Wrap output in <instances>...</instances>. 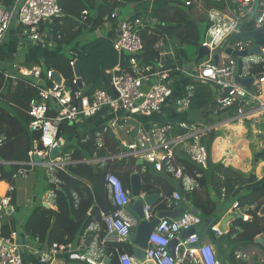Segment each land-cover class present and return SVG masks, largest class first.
Here are the masks:
<instances>
[{"label": "built area", "instance_id": "1", "mask_svg": "<svg viewBox=\"0 0 264 264\" xmlns=\"http://www.w3.org/2000/svg\"><path fill=\"white\" fill-rule=\"evenodd\" d=\"M182 4L185 7L196 5L201 7L202 0H170ZM261 1V0H260ZM264 1V0H263ZM259 0H234L236 4L232 9L221 12L215 9L207 11L209 26L207 28L202 46L209 52L216 50L223 41L234 32H243L238 29L240 21L253 15L254 29L258 30L264 23V2ZM258 9H256L257 7ZM61 15L58 0H15L13 6L5 7L4 0H0V45L3 42L11 23L15 22L22 36L31 43L41 44L44 33L50 31L51 46H55L52 38L53 21ZM86 15V13H83ZM111 18H115L112 14ZM151 27V20L147 17H135L123 20L117 24V35L113 40V49L119 58L123 55L130 56L127 68L117 66L110 72L108 90H95L90 94H83L78 88L77 77L74 75L71 85L60 76V83L54 80L55 72L46 71L43 74L44 64L41 62L31 68L18 69L21 78H33L30 82L36 90V95L28 104V114L31 121L28 125L30 132L38 133L39 137L32 143L28 153L30 167H41L51 172L64 170L68 162H72L68 154L51 156L54 149L59 148V135L61 125H78L96 118L110 117L103 130L105 132L121 129L129 134L133 131L130 122L139 123L142 120H150L155 115H160L167 107L170 98L174 94V74H181V65L174 64L168 68L158 66L142 68L138 65L134 56L142 51L143 43L141 32ZM228 48L232 52H242L250 48V42L244 40L232 41ZM37 46V45H34ZM38 47V46H37ZM159 48V44L155 46ZM264 50V49H262ZM264 62L260 56H245L236 61L228 58L226 62L214 64L211 61L199 64L198 68L186 75L193 82L210 84L217 87L221 92L211 111L218 115L223 111L233 110L235 119L245 120L253 118L255 114H264L262 102V85L264 73H253L254 66ZM76 60H71L69 66L74 68ZM240 79H252L249 88L234 82L235 76ZM261 75L260 78H257ZM5 79L10 78L8 75ZM19 77L11 78L17 80ZM76 86V90L73 88ZM85 86V85H84ZM225 90H228L224 93ZM114 91V92H112ZM193 86H187L186 96L177 104L188 106L192 96ZM115 93V94H114ZM256 103L258 108H247ZM186 128L183 124L173 123H150L148 128H139L137 137L131 141H121L119 153L111 156L110 160L133 158L141 160L145 164L153 165L156 171H161L166 166L170 172L180 174L174 169V149L183 145L186 154L195 162L204 164L206 151L199 144L200 138L211 131L209 126L199 130L192 128V145H185L186 136L172 137L171 132L175 128ZM260 133V132H259ZM38 159L39 161H36ZM85 161L90 164L104 163V159ZM73 163V162H72ZM23 173V172H22ZM177 176V175H176ZM104 183L109 194V200L114 207L110 211H100V219L105 227V237L101 241L104 245L108 242L123 243L131 239L136 226L145 220L152 221L155 213L148 206L143 207V218L139 219L130 212L131 194L129 189L122 186L121 181L113 174L106 173ZM187 191L194 189L193 184L184 183ZM15 187L8 185L3 195H0V264H23L21 255L16 244V234L9 237L2 234L3 218L7 211L12 209V192ZM164 202L168 210L178 207L181 197L178 192H172L165 197ZM238 203L233 209H238ZM202 225V218L193 211H186L178 219L160 218L157 225L150 233L147 248L144 250V261H139L123 251L115 250L119 264H220L214 247L200 240L198 228ZM216 236L222 232L216 224L210 227ZM193 231L186 239L180 237L184 232ZM178 240L171 253L168 245L171 241ZM198 245L190 248V245ZM65 246L53 244L50 249L51 257H56ZM238 255V254H236ZM79 260L90 264H103L100 257L95 261L89 259L87 254L76 256ZM238 257V256H237ZM105 258H109L106 256Z\"/></svg>", "mask_w": 264, "mask_h": 264}, {"label": "crops", "instance_id": "2", "mask_svg": "<svg viewBox=\"0 0 264 264\" xmlns=\"http://www.w3.org/2000/svg\"><path fill=\"white\" fill-rule=\"evenodd\" d=\"M261 1L259 0V2ZM167 2H170V0H143L139 3H130V0H122L120 8L117 11V16L113 19L114 22H106L101 28L96 29L94 31L97 33V37L95 39L108 38L110 39L111 43H113V40L117 35L116 28L118 22L132 18L133 15L138 13L151 16L154 11L166 7ZM201 3V7L193 5L191 7V11L186 10V13L189 16V20L196 23L197 27L201 21H206V28L203 33L205 38V34L209 26L207 11L210 9H215L224 12L227 11V8L232 9L236 6V4L234 3V0H202ZM176 5L186 9V7L182 4L177 3ZM123 9L128 11L124 17L121 16ZM256 9H258V7ZM147 18L151 20V23H153L151 27H154L156 24L158 26L163 25L166 27L174 26L173 23V25L169 23L163 24V22L161 23L155 18ZM248 18L249 16L240 21L238 25L239 30L243 32L253 31L254 18H251L250 20H248ZM250 27L252 29H250ZM9 33H11V38L7 40ZM202 40L199 47H201L202 43L204 42V40ZM242 40H248L250 42L251 45L249 49L253 47V39L248 38ZM232 43V41L228 42L225 48H228ZM157 44H159V48L157 50L160 57V63L157 64L158 66H164L169 62H171L172 65H181L180 58H185L186 54L184 52L185 45H181L176 38L169 36L158 40L155 46ZM49 46L50 45H48V47ZM199 47L197 48L199 49ZM54 48L55 49L53 51H50V49H47V45L44 44L38 47L34 46L31 44V42H28L24 36H22L21 31L15 22L11 23L8 32L0 45V72H2L4 76L8 75L10 77L7 79L4 77L3 87L0 90V165L7 168H10L11 166H19L17 174L13 177L14 183L12 186L15 187V191L12 209L6 212L4 216V222L13 221L16 224L15 242L19 246L18 251L21 255L23 264H90L86 261L79 260L76 257L80 254H87L89 259L95 261H100L98 259L101 257V261L103 263L104 260L107 259V264H109L110 259L105 258L106 255L104 254V245L101 243L102 240L100 241L99 239V234L102 231L101 219L100 221H91L87 225L86 229L82 231V233H74V226L77 224L78 219H76L73 215L63 213L64 215L57 223L55 222L56 217L51 216L49 225L43 219V217L36 218L33 222H30L28 226V232H26L27 222L29 221L35 209L43 207L45 210H51L54 213L59 212V209L55 203V195L53 190L50 188L51 184L57 186L59 181H57L58 179H55L54 172L38 166L30 167L22 161L26 154L28 157V153L30 151V149L28 150L31 136L30 130L28 128L30 121L28 124L26 122L30 116L28 111L23 108L26 104L25 100H22L19 95H14L17 81L11 78H21L18 69L31 68L32 66L29 67L28 64L35 59L39 60L50 54L64 52L63 47L61 46L55 45ZM179 53L181 57L179 56ZM217 54L218 62H226L227 59L231 57L230 55H227L224 50L217 51ZM196 56L197 53L192 57L193 59H190V61L192 62ZM252 56L256 57L257 55ZM211 59L214 63L212 54L210 53L200 60L197 65L193 66L191 70H189L187 67L182 68L183 65H181L183 73L174 74V94L170 98L169 103L164 111L160 115L153 116L149 121L142 120L139 123L130 122L131 125L125 128L127 129L128 127H133V131H131L129 134L121 129H116L113 132L109 131L110 137L118 144H120L121 141L131 142L137 137L138 129L141 127L148 128L150 127V123L157 122L173 123L183 124L186 128H179L177 126V128L171 132L172 137L186 136L184 144L192 145L193 139L190 137L187 138L188 135L192 134V128L199 130L202 127L209 126L211 131L205 134L199 140V144L203 146L201 144L203 138L209 139L211 135H214L215 137L211 142L209 154L207 155L206 153V160L203 165L193 161L186 154L185 148L187 147L178 145L174 149V160L172 165L174 169L181 172V177H175L174 173L170 172L166 166H163L164 168L161 170V172L156 171L153 165L145 164L143 162L140 165L137 164V166L144 167L147 165L151 168L153 174L155 175H161L164 173L172 175L173 179H171L170 182L174 188L173 192H178L181 197L178 207L183 206L185 208V212L193 211L197 213L202 218V223L206 218H204L202 214H199L198 209H195L190 199H188L185 194L196 193L199 195V197H201V201L208 203L213 202L215 204V211L213 215L208 218L214 219V224L217 225L223 236L218 239V236L214 234L217 240L214 243L208 231L204 234L200 232L202 225L198 228V233L200 235L201 242L209 243L214 247L219 262L220 259L224 258L228 261V264H264V232L255 236L251 243L247 242V244H244L242 241L244 245L236 244L233 236L230 238L226 236L235 220L241 219L245 222L252 221L251 215H253L252 211L256 205L254 201L252 205H245L242 208L238 206V209L234 210V204L238 203L240 200L244 201V203L249 200H254L250 194L257 191L261 186L264 185V114H255L253 118H246L245 120L235 119V112L233 110L223 111L218 115L214 114L211 111V106L215 103L216 99L222 95V92L217 87L210 84H205L206 89L213 98V102L208 107V111L190 109L189 105L179 106L177 104L178 101L182 100V98L186 96L187 86H193V81L186 75V73H192L198 68L199 64L211 61ZM158 66L156 68H158ZM24 79L27 82L34 81L33 78ZM262 102L264 103V84L262 85ZM247 108H254L256 110L258 105L256 103H252L248 105ZM199 114L201 117V120L199 121H195L190 117V115L193 117H199ZM180 116L187 118V120H181L182 118H180ZM108 119H110V117H104L102 119L96 118L93 119L91 123L84 122L78 125H69V129L72 128L71 130H61L59 135V149L61 151V155H64V150L71 145V139L79 138L81 135H83V133L90 131L92 128L105 127ZM65 132L69 133V142L66 143L63 148L61 146L62 144L60 142V136ZM177 150L186 155L190 161L200 166L204 170L205 175H209L203 185H201L196 178L182 172L183 167H181L179 159L175 157V152ZM83 157V163H85V161H95V158L89 159L85 152H83ZM138 161L139 160L136 162ZM72 162H68V165L64 170L58 171L67 173V170L71 165L79 163L77 161ZM88 165L95 164L88 163ZM197 177L200 178V175L198 174ZM184 183L193 184L194 189L192 191H187L185 189ZM8 185V183L0 181V195L5 193ZM128 189L130 190V183ZM157 194L159 195V200L156 202V204L159 203L160 199L168 197V195L162 196V193ZM147 195L149 194H146L143 191L140 198H143ZM74 198L76 199V197ZM130 199L132 207L134 202H136L139 198ZM156 204L151 207V209H154V211H152L155 214L159 211H162L155 210L156 208L154 207ZM94 207L95 205H93L90 210L94 209ZM131 207L130 212L137 216L132 211ZM166 210H168V208H166ZM88 215H90V211L86 216L88 217ZM235 215H239L240 217L236 218ZM226 216H232L233 218L226 223V229L223 232L221 229V222ZM256 216H264V205H261L258 208ZM55 224H57L58 229V231L55 230L57 231V235L63 234L65 240V235H68L69 232L72 234L74 233V240L66 245L64 243H60L59 245L65 246V249L59 251L56 257H51L50 249L55 243L51 244L49 239L51 236V230L54 229ZM47 225L49 227H47ZM261 225L264 226L263 221L261 222ZM30 232H34L35 236H32ZM237 232L242 236L240 238L241 240H249V238H251L252 232L249 231V229H246V232H243V229L242 231L239 229ZM118 244L119 245L117 248H115V250L117 249L119 251H123L134 257L132 237L126 242ZM237 245L238 248L236 247ZM234 247L237 249L236 254H238V257L233 263L228 259L229 254L232 253ZM116 260L118 262L117 256Z\"/></svg>", "mask_w": 264, "mask_h": 264}, {"label": "trees", "instance_id": "3", "mask_svg": "<svg viewBox=\"0 0 264 264\" xmlns=\"http://www.w3.org/2000/svg\"><path fill=\"white\" fill-rule=\"evenodd\" d=\"M122 0H58V5L61 10V15L53 21L52 24V38L54 44L63 47L64 52H58L50 54L42 59H35L29 62L28 66L38 65L41 62L44 64L43 74L46 71L52 70L55 73L62 75L68 85H71L73 78V70L69 66L71 60L79 61L81 64V79L85 86H93L95 90H108L110 72L117 66L121 68H127L129 65L130 56L123 55L119 58L116 51L113 49L112 43L108 38H99L87 43L81 44L78 40L85 32H94L96 29L101 28L106 22L113 21L111 15L117 16V11L120 8ZM143 0H130V3H139ZM15 0H4L5 7L9 8L13 6ZM175 2H167V6L154 11L151 16L138 13L133 15L135 17H150L155 18L163 24H174L172 27L158 26L150 27L147 30L141 32V39L143 43L142 51L134 56L138 65L142 68L151 67L153 70L160 63L159 52L155 48V44L158 40L169 36L178 40L181 45H192L196 48L201 44L200 32L197 24L189 20V16L186 13L191 11V7L186 9L176 5ZM169 5V6H168ZM86 13V15H83ZM170 16V17H169ZM114 22V21H113ZM153 23H151L152 25ZM172 24V25H173ZM153 29V30H152ZM250 29H252L250 27ZM186 57V54H185ZM172 66L171 62L163 66L168 68ZM253 73L260 74L264 72V62L254 66ZM15 86L14 95H19L22 100H25L26 104L24 109L28 111V104L32 98L35 97L36 91L30 87V82H27L24 78H18ZM4 75L0 72V90L3 87ZM207 86V85H206ZM76 90V86H73ZM89 92L88 94H90ZM213 102V98L205 87V84L200 82H193V92L190 97L189 107L190 109H199L208 111V107ZM31 121L29 117L26 122ZM93 120H89L91 123ZM61 130H71L68 124L61 125ZM30 146L28 150H31L32 143L38 139V133L30 132ZM214 135H211L209 139L203 138L201 144L206 149L207 155L210 152L211 142L214 140ZM78 144L73 147L69 146L64 150L65 154H68L70 160L77 161L79 163L71 165L67 173L62 171H54L55 179H58L59 184L54 186L50 185L55 195V203L59 209L58 213H54L51 210H45L43 207H39L33 211L32 216L26 225V232H28V226L30 222H33L36 218H41L49 225L51 216L56 217V223L60 221L63 213L73 215L78 219L75 224L74 233H82L86 229L87 225L91 221H100V211H110L114 207L108 200L107 189L104 185V177L106 173H111L119 178L123 188L128 189L129 179L134 172H138L142 180L143 191L146 194L162 193V196H169L173 192V187L170 180L173 179L172 175L164 173L161 175L153 174L150 167L145 165L144 167L137 166V160L133 158L110 160L111 156L119 153V144L110 137V133L105 132L103 128H92L90 131L83 133L78 138ZM85 152L88 158L92 159H104L102 165H88L83 163ZM175 157L179 159L181 163L182 172L191 177L196 178L201 185L205 183L209 175H205L204 170L190 161L186 155L182 154L179 150L175 152ZM23 162L28 163V157L22 159ZM164 168V167H163ZM19 166H11L7 168L0 165V181H4L9 185H13V177L17 174ZM161 172V171H160ZM200 175V178L197 175ZM181 177L180 174L174 176ZM12 199H14V192H12ZM190 199L195 209H198L199 214H202L204 218L211 217L215 211V204L213 202H203L201 197L196 193L185 194ZM254 200L238 201L240 208L245 205H252L255 201L256 205L252 211V221L245 222L241 219H237L233 222L232 227L226 236L228 238L234 237L235 243L239 245L247 244L254 239L255 236L264 232V226L261 222H264V216L257 217L256 212L261 205H264V185L257 191L250 194ZM76 197V199L74 198ZM163 199V198H162ZM160 199L156 204L155 210H166L167 206L164 200ZM13 202V200H12ZM95 205L94 209L90 210ZM154 211V209H152ZM65 211V212H64ZM90 211V215L86 216ZM248 213V212H246ZM85 217V218H83ZM83 218V220H82ZM3 218L2 234L4 237H9L10 234L16 233V224L13 221L4 222ZM217 221V220H216ZM47 225V227H49ZM102 231L99 234L100 241L105 237V227L101 223ZM246 229L252 232L249 240H241L242 237L237 231ZM57 224L54 225V229L51 230V236L49 242L64 243L65 245L74 240V236L69 232L68 235H57L55 231ZM208 233L214 243L217 241L214 233L209 228ZM32 236H35L34 232H30ZM223 236V235H221ZM218 237L219 238H221ZM244 244H243V242ZM119 244L116 242H108L104 244V254L109 256V264H118L116 256L114 254L115 248ZM238 248V245L236 246ZM236 247H234L230 258L235 261L237 259Z\"/></svg>", "mask_w": 264, "mask_h": 264}, {"label": "water", "instance_id": "4", "mask_svg": "<svg viewBox=\"0 0 264 264\" xmlns=\"http://www.w3.org/2000/svg\"><path fill=\"white\" fill-rule=\"evenodd\" d=\"M129 1V0H126ZM251 38L253 39L254 45L251 49H248L246 51L242 52H232L230 48H225L226 44L230 41H238L242 39H248ZM28 41V40H27ZM29 42V41H28ZM264 23L261 26L260 29L258 30H253L249 32H234L232 33L229 37H227L223 43L214 51L209 52L205 47L201 46L198 49L197 56L194 59L195 63H198L200 60H202L205 56L209 55L210 53L212 54V58L215 64L218 62V54L217 51H222L224 50L227 55H230L232 58H235L236 61H238L240 58L248 56V55H257L260 56L261 58L264 59ZM185 66H182V68ZM74 75L77 77V86L79 89H82L83 94H87L93 90V86H84L82 79H81V64L79 61H76L75 66L73 68ZM261 75H258L257 78H260ZM54 80L57 83H60V76L58 73L54 74ZM234 82L236 84L242 85L246 88L250 87V84L252 83V79H240L237 75L235 76ZM228 90H225L224 93H226ZM114 92V91H112ZM115 94V93H114ZM61 154V151L59 148L54 149L51 152V156L56 157ZM39 161L38 159H36ZM138 165L142 164V161L139 160L137 162ZM130 183V194L131 198H139L134 204L132 205L131 209L132 211L137 215L139 219L143 218V206H148V207H153L156 202L159 200V195L157 193L149 194L147 196H144L143 198L141 197L142 191V182L140 175L138 173H134L130 176L129 179ZM183 213H185V208L183 206H179L173 210H162L159 211L155 214V218L147 222L145 220H141L139 224L136 226L132 237V244H133V255L134 258L139 260V261H144V250L147 248V241L150 233L153 231L155 226L158 223V220L160 218H170V219H178L180 218ZM239 215H236V218H239ZM233 217L232 216H226L223 221L221 222V229L224 232L226 229L225 225L226 223L231 220ZM214 224V219L213 218H206L203 220L202 223V228L200 232L202 234L206 233L207 230ZM193 231H188L184 232L180 239L184 240L186 239L189 235H191ZM178 240H173L169 243L168 249L171 253H173L174 247L177 245ZM198 245H190V248L197 247ZM220 255V254H219ZM222 256V255H221ZM220 256V257H221ZM107 259L104 260L103 264H107ZM145 264H152L150 262H145ZM220 264H228V261L225 260L224 258L220 259Z\"/></svg>", "mask_w": 264, "mask_h": 264}, {"label": "rangeland", "instance_id": "5", "mask_svg": "<svg viewBox=\"0 0 264 264\" xmlns=\"http://www.w3.org/2000/svg\"><path fill=\"white\" fill-rule=\"evenodd\" d=\"M128 13V11H126L125 9H123L122 10V14H121V16L122 17H124L126 14ZM251 18H253V16L252 15H250L249 16V18H248V20H250ZM205 28H206V21L204 20V21H201L200 23H199V26H198V29H199V32H200V42H201V40H202V38H203V40H204V31H205ZM97 37V33L96 32H85L84 34H83V36H81L80 37V39L78 40L81 44H84V43H87V41H92V40H94L95 38ZM9 38H11V33H9V35L7 36V40L9 39ZM11 40V39H10ZM202 40V41H203ZM31 44H33V45H37V46H42L43 44L44 45H47V49H50V51H53L55 48V46H51L50 44H51V40H50V31L48 30V31H46L45 33H44V40H43V42L41 43V44H38V43H31ZM48 45H50L49 47H48ZM25 46V45H24ZM197 50H198V48H196L195 46H192V45H185L184 46V52L186 53V56L187 57H185V58H183V59H181L180 58V64L181 65H183V66H185V67H187L189 70H191V68L193 67V66H195V65H197L198 63H195V61L193 60L192 62L190 61V59L193 57V56H195L196 55V53H197ZM63 51H65V49H63ZM179 56L181 57V55H180V53H179ZM193 59V58H192ZM186 114V113H185ZM185 114H183V115H185ZM186 116H187V114H186ZM190 117H191V119H193V120H195V121H199V120H201V117H200V114H199V117H193V116H191L190 115ZM180 118H182L181 120H183V121H186L187 120V118H185V117H183V116H180ZM184 118V119H183ZM68 134L69 133H62L61 134V136H60V142H61V146L64 148V145H66V143H68L69 142V138H68ZM72 141H71V145L70 146H73V147H75L77 144H78V138H76V139H71ZM118 178V177H117ZM119 179V178H118ZM236 216V215H235ZM228 260H230L231 262H233L234 263V261L230 258V254H229V259Z\"/></svg>", "mask_w": 264, "mask_h": 264}]
</instances>
